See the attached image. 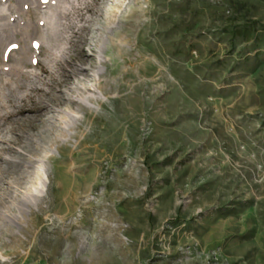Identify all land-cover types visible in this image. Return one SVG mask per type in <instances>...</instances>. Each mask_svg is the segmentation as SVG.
<instances>
[{
  "label": "rangeland",
  "instance_id": "rangeland-1",
  "mask_svg": "<svg viewBox=\"0 0 264 264\" xmlns=\"http://www.w3.org/2000/svg\"><path fill=\"white\" fill-rule=\"evenodd\" d=\"M0 264H264V0H0Z\"/></svg>",
  "mask_w": 264,
  "mask_h": 264
},
{
  "label": "bare ground",
  "instance_id": "bare-ground-1",
  "mask_svg": "<svg viewBox=\"0 0 264 264\" xmlns=\"http://www.w3.org/2000/svg\"><path fill=\"white\" fill-rule=\"evenodd\" d=\"M84 101H86V102H87V98H85V99H84Z\"/></svg>",
  "mask_w": 264,
  "mask_h": 264
}]
</instances>
